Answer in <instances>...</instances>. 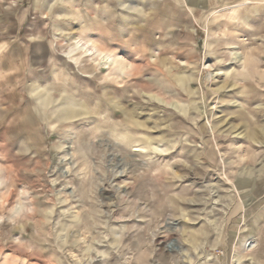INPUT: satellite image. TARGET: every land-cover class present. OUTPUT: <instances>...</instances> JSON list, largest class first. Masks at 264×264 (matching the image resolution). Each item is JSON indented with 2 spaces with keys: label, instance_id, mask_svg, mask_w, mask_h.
<instances>
[{
  "label": "clouds",
  "instance_id": "clouds-1",
  "mask_svg": "<svg viewBox=\"0 0 264 264\" xmlns=\"http://www.w3.org/2000/svg\"><path fill=\"white\" fill-rule=\"evenodd\" d=\"M0 264H264V0H0Z\"/></svg>",
  "mask_w": 264,
  "mask_h": 264
},
{
  "label": "rangeland",
  "instance_id": "rangeland-1",
  "mask_svg": "<svg viewBox=\"0 0 264 264\" xmlns=\"http://www.w3.org/2000/svg\"><path fill=\"white\" fill-rule=\"evenodd\" d=\"M214 103V102H213ZM218 109H216V108H213V112H216V113H218ZM225 127H226V125H225Z\"/></svg>",
  "mask_w": 264,
  "mask_h": 264
}]
</instances>
